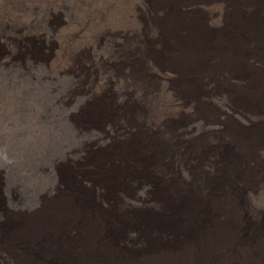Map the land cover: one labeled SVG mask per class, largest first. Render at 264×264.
<instances>
[{"label":"rangeland","instance_id":"obj_1","mask_svg":"<svg viewBox=\"0 0 264 264\" xmlns=\"http://www.w3.org/2000/svg\"><path fill=\"white\" fill-rule=\"evenodd\" d=\"M113 1L0 0V264H264V102L177 50L213 0Z\"/></svg>","mask_w":264,"mask_h":264},{"label":"bare ground","instance_id":"obj_2","mask_svg":"<svg viewBox=\"0 0 264 264\" xmlns=\"http://www.w3.org/2000/svg\"><path fill=\"white\" fill-rule=\"evenodd\" d=\"M176 1L183 3L184 0ZM112 3L113 0H104L99 8L106 17L104 23L115 30L128 29L132 22L130 7H133L135 2L117 4L121 7L120 11L119 7ZM243 8H249V12L246 13L247 9ZM227 11L230 13L227 14ZM153 12L155 13V10ZM209 12L213 19L211 23H208L207 19L210 16L193 19L187 10L183 9V30L186 35L179 37L177 50L179 55L183 53V72H189L190 75V81L187 83L186 74L183 73L185 84L200 85L210 78L225 80L239 75L246 76L252 84L247 97L258 103L264 102V0H237L229 7H223L221 0H213ZM91 14L94 16L93 9ZM170 14L180 16L182 12L178 9L169 10L166 16L168 21L173 20ZM214 19L221 21L218 22L219 25L214 24ZM161 31L166 34L170 32L162 29ZM213 60L221 62L222 66L209 69L207 64ZM204 250L206 251L205 248ZM120 258V255H116L114 260H117L118 264H124ZM241 264L248 262L242 259ZM253 264L263 263L257 257L253 259Z\"/></svg>","mask_w":264,"mask_h":264},{"label":"clouds","instance_id":"obj_3","mask_svg":"<svg viewBox=\"0 0 264 264\" xmlns=\"http://www.w3.org/2000/svg\"><path fill=\"white\" fill-rule=\"evenodd\" d=\"M42 1L44 2V3H42V4H44V5H47V6H49V7L53 6V0H48V1L42 0ZM54 3H55V2H54ZM19 8H22V5H21L20 3H19ZM121 30H126V29L123 28V29H121ZM118 31H119V30H118ZM118 31H116V32H118ZM149 62H151V60H150ZM148 65H152V64H149V63L147 62V63L145 64V66H148ZM145 66H144V67H145ZM144 67H143V68H144ZM116 76H118V75H116ZM172 173H173V172H172ZM172 173H171V174H172ZM171 174H170V175H171ZM220 228H221V226H217V227H215V228H214L215 232H216L218 229H220ZM212 237H217V234H212ZM207 238L210 239L211 236H207ZM126 258L129 259V257H128L127 255L125 256V260H127Z\"/></svg>","mask_w":264,"mask_h":264}]
</instances>
